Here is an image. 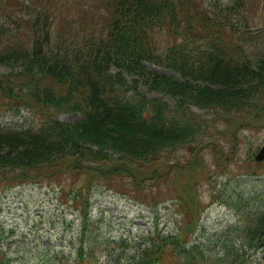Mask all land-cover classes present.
<instances>
[{"label":"trees","instance_id":"obj_1","mask_svg":"<svg viewBox=\"0 0 264 264\" xmlns=\"http://www.w3.org/2000/svg\"><path fill=\"white\" fill-rule=\"evenodd\" d=\"M53 1L56 5L58 0ZM251 1L107 0L106 10L82 11L83 23L97 16V32L93 29L68 40L59 37L55 46L51 42L53 22L48 23V18L58 17L60 10L42 12L41 5L34 7L32 42L15 45L13 40L0 47V64L19 67L21 77L27 73L24 78L33 84V91L23 90L31 101L44 108L78 110L81 115L73 124L45 113L39 127L0 124L1 174L7 177L8 170H19L14 176L23 180L41 173L39 168L49 163L53 174L73 167L105 169L106 177L131 176L137 164L159 158L166 148L191 142L205 131L190 111L168 107L161 93L176 96L179 106L190 101L227 113L257 106L254 117L259 119L264 113L260 106L264 29H251ZM70 18L74 23V15ZM164 32L174 40L160 46ZM256 44L263 50H251ZM2 76L3 98L12 103L30 101L19 95L17 81L10 74ZM44 80L59 85V92L43 85ZM114 154L117 159L104 160ZM84 185L91 191V185ZM250 219L243 247L264 246V211ZM3 229L0 223V244L5 247L8 238ZM7 245L6 251L12 247L11 242ZM177 249L189 252L185 247ZM240 250L236 245L230 248L231 262ZM157 252L161 253L158 247L141 248L138 264H158ZM32 253L42 254L40 250ZM12 260L4 253L0 264Z\"/></svg>","mask_w":264,"mask_h":264},{"label":"rangeland","instance_id":"obj_2","mask_svg":"<svg viewBox=\"0 0 264 264\" xmlns=\"http://www.w3.org/2000/svg\"><path fill=\"white\" fill-rule=\"evenodd\" d=\"M106 1L58 0L55 5L53 0H0V24L5 21L0 47L13 40L15 45L32 42L33 8L39 5L42 12L60 10L58 17L48 18L53 22V46L59 37L97 32V16L83 23L82 11H102ZM209 1L218 0L202 3ZM248 10L251 29H264V0L251 1ZM162 35L160 46L174 40L167 32ZM260 47L251 50H263ZM19 70L0 64V78L10 74L19 95L30 101L12 103L0 93V124L39 127L43 113L70 124L80 119L78 110L44 108L31 101L24 90L33 91V84L25 80L27 73L18 76ZM46 83L59 92V85ZM159 96L171 109L190 111L205 131L191 142L166 148L159 158L137 164L131 176L106 177L105 169L69 166L53 174L49 163L23 180L14 176L19 170H8L7 177L0 171V223L8 238L5 247L0 244V258L9 253L13 260L8 264H138L141 248L158 247V264H264V246L243 247L247 221L264 211V158L257 159L264 146V113L257 119V106L227 113L190 101L179 106L176 96ZM261 99L264 111V92ZM114 159L115 154L104 158L108 163ZM8 241L12 247L6 251ZM235 245L242 250L231 262L228 252ZM184 247L188 253L177 249ZM37 250L46 256L32 253Z\"/></svg>","mask_w":264,"mask_h":264},{"label":"water","instance_id":"obj_3","mask_svg":"<svg viewBox=\"0 0 264 264\" xmlns=\"http://www.w3.org/2000/svg\"><path fill=\"white\" fill-rule=\"evenodd\" d=\"M264 158V146L260 149V152L257 155V159L261 160Z\"/></svg>","mask_w":264,"mask_h":264}]
</instances>
